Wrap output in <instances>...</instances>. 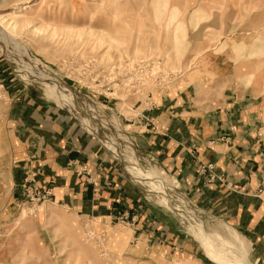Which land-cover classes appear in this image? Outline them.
<instances>
[{
    "label": "rangeland",
    "instance_id": "rangeland-1",
    "mask_svg": "<svg viewBox=\"0 0 264 264\" xmlns=\"http://www.w3.org/2000/svg\"><path fill=\"white\" fill-rule=\"evenodd\" d=\"M244 52L264 58V0H0V142L15 102L45 98L101 141L145 197L180 222L173 221L172 241H149L153 253L127 224L74 218L53 203V188L27 181L12 217L0 222V264H224L197 235H212L227 253L215 238H229L223 222L203 214L171 175L142 159L128 125L148 96L192 74H215ZM47 87L75 95L79 109L46 96ZM108 134L123 138V157L104 141ZM132 165L158 171L166 182L141 179ZM254 248L244 239L243 249L230 250L264 264Z\"/></svg>",
    "mask_w": 264,
    "mask_h": 264
},
{
    "label": "crops",
    "instance_id": "crops-1",
    "mask_svg": "<svg viewBox=\"0 0 264 264\" xmlns=\"http://www.w3.org/2000/svg\"><path fill=\"white\" fill-rule=\"evenodd\" d=\"M240 55L215 74H192L148 96L128 126L142 159L171 175L203 214L253 243L264 261V58ZM8 117L0 142V222L12 217L22 184L38 181L74 218L127 224L153 253L151 239L173 240L178 218L152 204L69 112L35 97L15 102ZM209 163L216 166L213 180L201 171Z\"/></svg>",
    "mask_w": 264,
    "mask_h": 264
},
{
    "label": "bare ground",
    "instance_id": "bare-ground-1",
    "mask_svg": "<svg viewBox=\"0 0 264 264\" xmlns=\"http://www.w3.org/2000/svg\"><path fill=\"white\" fill-rule=\"evenodd\" d=\"M36 69L38 70V68H36ZM47 85H49V84H47ZM46 96H48L50 98H53L56 101H58L60 104L65 105V106H68V107H71L72 109H77V110L79 109L78 106H77V103H76V96L75 95H72V94L65 95L64 92L62 91V89L59 91V90H56V89H52L50 87H47L46 88ZM87 125H88V128L90 126V129L92 131H95L97 134H100V133L102 134V130L100 131L97 127H95V125H93V123L90 124V122L87 121ZM119 133H120L119 136H125L122 133V131H120ZM119 139L121 140L123 138L116 137V136H109V134H108V136H105L104 137V141L106 142L107 145L110 146L111 150L114 151L116 155H118L120 157L121 156L123 157L126 152L123 154L122 153L123 150L122 151L120 150V141H119ZM131 155L132 154H130V158H131L130 160H134L131 157ZM132 166H134V172L137 173L140 176L141 179H143L144 177L150 176L152 182H154V183L155 182H158L157 180H159V182H160V180H164V177L158 171H155V170L154 171H148V170L145 171V170L141 169L138 166H135V165H132ZM154 190L157 191V189L155 187H154ZM161 200H163L164 202L166 201L168 204L170 203L173 206H176L178 209L180 208V206H182L181 204H178L177 202L175 203L174 200H172V199H170L168 197H166V198L165 197H161ZM223 224L225 226V230L227 231V233H228L227 236H229V238L228 237L227 238L226 237H220L218 235L215 238H219L222 241V243L228 245V247L230 249H233V248H235L237 246H239V247H241L243 249V247H244V238L241 236V234L238 233L230 225H228L226 223H223ZM189 229L192 232H194V229L195 228H190L189 227ZM197 235L202 240V242L209 248L210 252L214 255V257L216 258V260H218L219 262H223L224 264H251L250 263L251 261L249 262L246 254L243 253V254L236 255V254H234V251H233L234 249L233 250H230V249H227L226 248L227 249L226 251H228V252L227 253H223V249H221V247H217L215 245V241H213L214 239H213V237H211L212 235L211 236L208 235V234H206V235L197 234Z\"/></svg>",
    "mask_w": 264,
    "mask_h": 264
},
{
    "label": "built area",
    "instance_id": "built-area-1",
    "mask_svg": "<svg viewBox=\"0 0 264 264\" xmlns=\"http://www.w3.org/2000/svg\"><path fill=\"white\" fill-rule=\"evenodd\" d=\"M215 164H212V163H209V164H207V165H205V166H203L202 168H201V171H202V173H204V174H208L209 175V177L211 178V180H213L214 178H215V176H214V170H215ZM44 189H42V191H43ZM42 191H40V192H42ZM44 193V197H45V194L46 195H49L50 194V192L48 191V192H43Z\"/></svg>",
    "mask_w": 264,
    "mask_h": 264
}]
</instances>
